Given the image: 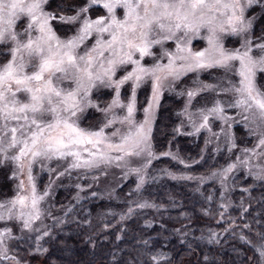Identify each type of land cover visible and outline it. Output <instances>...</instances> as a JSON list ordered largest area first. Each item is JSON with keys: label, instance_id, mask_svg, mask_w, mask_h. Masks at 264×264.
<instances>
[{"label": "snow or ice", "instance_id": "1", "mask_svg": "<svg viewBox=\"0 0 264 264\" xmlns=\"http://www.w3.org/2000/svg\"><path fill=\"white\" fill-rule=\"evenodd\" d=\"M254 5L264 10V0H84L75 6L74 14L66 15L65 0H60L52 10L50 0H0V166L11 162L14 177L23 175L26 169L32 192L31 197L18 193L0 202V221L15 220L20 230L19 236H14L7 226L0 230V259L9 264H27L8 255L10 241L28 245L29 254L48 252L41 241L50 232L34 226L41 219L38 204L43 199L32 184L33 166L37 162L43 168L44 162L70 160L64 172L59 173L62 176L72 169H100L113 162L120 166L128 156H144L142 168L133 169L138 176L136 187L142 188L145 183L142 172L153 158L152 125L161 88L164 82L175 83L188 73L197 74L199 88L187 90L183 114L197 133L203 128L212 131L210 117L229 128L233 119L216 100L210 108L196 109L201 121L197 124L195 114L189 111L197 91L234 93L236 98L228 107L242 109L251 114L253 122H260L255 147L241 149L243 159L237 156L236 161L212 173L213 177L221 178V195L228 191L229 173L239 165L244 166L247 175L264 181V165L250 163L253 156L264 157V152L257 151L264 148V91L256 80L258 72L264 73V43H254L251 29L255 17L246 16ZM97 7L103 9V14L93 18L89 13ZM53 21L67 26L65 30L71 34L58 35ZM228 36L239 37L240 47L226 48L224 40ZM197 38L206 41V46L193 50L192 41ZM257 39L264 40V34ZM169 43L174 48L167 46ZM254 47L261 55H252ZM146 57L151 58V64L144 63ZM165 59L167 63H162ZM212 68L223 69L225 76L216 84L199 80L200 72ZM228 73L239 76L238 87L227 78ZM149 79L152 94L143 108V120L137 122L134 118L137 89ZM126 84H130V94L122 98L121 89ZM105 89L114 95L101 107L100 97ZM89 108L104 114L105 122L95 130L81 126ZM116 108L126 110V114L118 117L113 111ZM243 120L247 127L249 116L244 115ZM117 122L126 126V130L116 128L110 135L105 132ZM116 137L118 143L114 142ZM228 143L231 152L236 147L231 135ZM253 167L257 171L253 172ZM172 179L194 178L173 175ZM199 179L203 181L204 177ZM19 187L24 188L23 180ZM241 209L246 211L243 203ZM132 213L129 207L121 220ZM32 233H37L35 239ZM215 236L212 233L209 239ZM142 243L147 248L149 240ZM257 251L264 262V248ZM112 255L111 264H144L136 258L121 259L115 252ZM142 255H147L153 264L167 259V253L159 251H146Z\"/></svg>", "mask_w": 264, "mask_h": 264}, {"label": "rangeland", "instance_id": "2", "mask_svg": "<svg viewBox=\"0 0 264 264\" xmlns=\"http://www.w3.org/2000/svg\"><path fill=\"white\" fill-rule=\"evenodd\" d=\"M84 0H72L65 3V14H74V8L81 5ZM60 0H50L51 8L55 9ZM93 18L96 15L103 14L102 8H95L89 13ZM246 16L255 17L252 24V38L254 43H264V40L257 39L264 34V10L259 5H254L246 12ZM58 35L64 37L71 32L66 31L67 26L61 27L58 22L53 21ZM225 47L228 49L239 48L240 38L228 36L224 40ZM174 48V45H167ZM206 46L203 39H194L192 41L193 50H200ZM158 52L159 49L157 48ZM253 56H259L261 53L254 47ZM167 63V60L161 61ZM144 63L151 64V58H145ZM238 67V62H237ZM196 73L183 75L173 83L171 80L164 82L161 88L159 105L155 112V120L152 125V152L153 158L151 164L142 172L145 175V183L142 188L137 189L138 176L133 169L142 168L145 164L144 156H128L117 166L115 162L100 169H72L70 174L59 175L63 173L69 161L53 160L44 162L45 167L37 162L33 166L32 184L35 185L36 194L42 196L38 207L41 210V219L35 222V227L41 230L47 229L50 232L49 237H44L41 241L43 247L48 248L46 253L29 254L28 245L21 246L15 241L9 243V256H16L27 264L54 263L55 256L73 257L75 250L82 253L87 249L90 254L101 257V246H111L115 242L124 241L123 235L129 229L131 223L139 224L151 233L166 236L168 239H178L184 242L187 239L195 238V241L205 242L208 245L224 250L228 247L229 252L237 254L238 260L244 264H264L257 251L258 248H264V220L258 221L254 217L253 208L256 201L263 199L264 181L255 179L246 174L243 165H239L233 172L229 173L227 179L228 191L221 195L219 175L213 177V172H218L229 163L236 161V157L243 159V148L255 147L259 139V129L257 125L259 120L253 122L250 113L243 112L242 109L228 107V103L233 101L236 96L234 93H217L212 91H197L193 98L189 111L194 113V119L199 124V113L197 108H210L216 100H219L225 107L226 115L233 119L229 121L231 128L218 119L210 117L209 132L206 128L197 133L192 127L187 116L183 114L187 103V90H196L199 84L196 80ZM225 76L223 69L212 68L199 73V80L207 84H216ZM227 78L238 87L239 76L234 73H228ZM257 85L264 91V73H257ZM224 86L227 87L226 81ZM130 84L122 87V98L130 94ZM152 94L151 80H146L137 89V112L135 120L140 122L144 118L143 108L147 106V101ZM114 93L105 89L100 97L101 107L110 102ZM166 98L164 104H169L167 114L159 118L162 110V100ZM170 97V98H169ZM95 100V97H94ZM120 117L126 114L119 108L113 110ZM248 115V126L243 116ZM163 119L165 125H174L167 130V126L158 127L157 119ZM158 119V120H159ZM174 119L177 120L174 124ZM104 120V114L95 108H89L84 113L81 126L93 130L100 127ZM116 128L121 131L126 130V126L118 122L105 129L109 135ZM243 132H240L239 129ZM172 129V130H171ZM223 129V131H222ZM172 131L174 138L182 137L176 141H170L167 138L168 133ZM250 131L255 134H250ZM216 133L217 135H213ZM234 137L235 148L229 151V136ZM218 136V139H217ZM206 139L210 143H205ZM114 142H119V137L114 138ZM258 152H264V148L257 149ZM171 153V155H165ZM115 155V153H113ZM173 156L177 157L173 159ZM207 159L209 164L213 162L219 167L206 172L190 170L189 167L197 163H203ZM163 160V161H162ZM183 160L184 163H180ZM252 165H264V157H251ZM49 169H52L50 171ZM253 172L257 171L253 167ZM14 165L8 162L0 166V202L14 198L18 193L31 197V185L28 181L27 170L23 175L13 176ZM191 176L192 180L172 179V176ZM204 177L201 181L199 178ZM237 178V179H236ZM24 181V188L19 187L20 181ZM166 182L189 183L185 188L189 194L187 202L172 197V192L184 191V185H165ZM248 182V184H245ZM199 188V191L196 189ZM244 189H248L247 192ZM261 190L262 193L254 194L252 190ZM47 192V195H45ZM172 194V195H171ZM212 199L208 200L207 197ZM147 203L148 207L139 208L137 205ZM243 203L244 209H241ZM151 205H155L152 207ZM224 205V207H221ZM133 209V213L121 220V215L127 213L128 208ZM67 212V215L65 213ZM222 214V215H221ZM256 216V215H255ZM90 222V223H88ZM108 227H105V225ZM163 225V227H161ZM249 225V227H245ZM5 226L12 229L14 236L20 235L19 224L17 221H0V230ZM123 229V231H120ZM179 229V232L175 230ZM212 233H216L215 238L209 239ZM27 235V234H26ZM37 233H32L35 239ZM120 239H117V236ZM91 237V240L88 238ZM243 237V239L241 238ZM146 240V239H144ZM95 242V247L93 246ZM24 243V242H21ZM126 246L129 249L136 244L132 239L127 240ZM110 244V245H109ZM67 247H71L72 252H64ZM83 247V248H82ZM145 245L142 243V248ZM106 248V247H105ZM141 248V249H142ZM134 249V248H133ZM74 250V251H73ZM80 250V251H79ZM146 252L141 251V254ZM78 254V253H76ZM136 255V254H135ZM131 258H134L131 255ZM211 258V257H210ZM144 262V258L139 259ZM0 264H9V262L0 259Z\"/></svg>", "mask_w": 264, "mask_h": 264}, {"label": "trees", "instance_id": "3", "mask_svg": "<svg viewBox=\"0 0 264 264\" xmlns=\"http://www.w3.org/2000/svg\"><path fill=\"white\" fill-rule=\"evenodd\" d=\"M72 0H65V3H69ZM165 97L162 100L163 108L160 112L159 118H162L163 115L167 114L166 111L169 104L173 103L170 99L169 104H164L166 102ZM170 98V97H169ZM158 118V119H159ZM157 119V125L159 128L162 126H167L164 124L163 119ZM177 122L176 119H174V124ZM172 124V123H171ZM168 125L167 130H169L171 127L173 128L174 125ZM172 130V129H171ZM240 132H243V130L240 128ZM171 138L170 141H176L178 139H181L182 137L174 138L172 131H170L167 135V138ZM163 161V160H162ZM219 167L218 165H215L213 162L212 164H209L207 159L203 163H197L193 165L192 167H189L190 170L198 171V172H206L210 171L212 169H215ZM237 179V178H236ZM165 185H184V191H176L172 192L174 196L172 197L183 200L184 202H187L189 199V194L185 190L187 186H189V183H183V182H166ZM245 184H248V182H245ZM254 194L262 193L261 190L255 191L252 190ZM263 199H260L255 202L253 212L256 220L263 221L264 220V195L260 196ZM256 215V216H255ZM264 222V221H263ZM139 224L131 223L129 226V229L124 233L123 238L124 241L115 242L111 246H101L100 250L102 251L101 257H98V255H93L88 252L87 249L82 250V253L77 252L76 250L75 255L73 254V257H61V256H55L56 261L53 264H111L113 259V253H117L121 259H128L131 258V255L134 256V258L142 259L144 258V264H153V261L150 260V258L147 255H142L141 251L145 250L147 252L155 253L157 251L167 253V259L161 260L159 264H244L242 261H239V256L237 254H232L229 252V249L227 247H223L224 250H221L219 248H214L210 245H208L205 242H199L195 241V238L187 239L184 242L178 241V239H168L166 236L157 235L156 233H151L150 230L145 229L143 226H138ZM132 239V242L136 244L133 246V248L129 249V247L126 246L127 240ZM146 239L149 240V244L146 247L142 248V241ZM110 245V244H109ZM106 247V248H105ZM68 249H65L64 252H68L69 254L72 252L71 247H67ZM83 248V247H82ZM142 248V249H141ZM123 249V252L120 250ZM80 251V250H79ZM78 253V254H76ZM136 254V255H135ZM71 255V254H70ZM211 257V258H210ZM138 260V259H137ZM36 264V263H33ZM40 264V263H39ZM43 264H52V263H43Z\"/></svg>", "mask_w": 264, "mask_h": 264}]
</instances>
